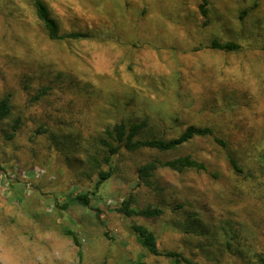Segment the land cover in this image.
Returning <instances> with one entry per match:
<instances>
[{
  "label": "rangeland",
  "instance_id": "374dc122",
  "mask_svg": "<svg viewBox=\"0 0 264 264\" xmlns=\"http://www.w3.org/2000/svg\"><path fill=\"white\" fill-rule=\"evenodd\" d=\"M44 1L61 31L92 37L50 40L29 0H0V97L11 93L22 120L9 140L0 130V264H169L132 224L199 264H264V0H207L205 15L203 0ZM212 38L240 47L211 48ZM143 118L165 137L209 126L225 146L196 136L167 151L121 149L95 189L103 130ZM183 155L206 170L138 175ZM83 192L88 205L70 202ZM129 195L163 213L115 211Z\"/></svg>",
  "mask_w": 264,
  "mask_h": 264
},
{
  "label": "trees",
  "instance_id": "16d2710c",
  "mask_svg": "<svg viewBox=\"0 0 264 264\" xmlns=\"http://www.w3.org/2000/svg\"><path fill=\"white\" fill-rule=\"evenodd\" d=\"M37 19L41 22L45 29L46 35L50 40H77L83 38H90L91 34L84 31H68L63 32L57 19L52 15L48 5L44 0H29ZM207 0H203L200 5L202 14H206ZM209 46L211 48L232 51L240 47L239 43L229 40H220L212 38ZM49 86H44L38 90L34 99H38L47 93ZM12 103L11 93H5L0 97V124L1 131L4 133V138L9 140L13 138L20 128L21 117L16 116L11 118ZM9 119L11 121H9ZM196 136H212L214 141L225 146V142L214 134V131L209 126H194L189 125L177 132L173 137H165L152 133L150 122L147 118H143L137 122L120 121L103 130V135L99 138L103 150L105 151L102 157V163L107 165V169H98L97 179L94 188L97 189L102 182L111 176L112 158L118 154L121 149L133 151L142 147L153 148L159 151H167L177 148L178 146L190 141ZM91 161L97 168L100 161L97 157H92ZM231 166L240 171L237 161L229 156ZM158 167H168L172 170L182 171L190 168L197 171L206 170V166L202 161L196 160L190 155L178 156L173 159L161 161L159 159L150 160L138 167V175L141 178L150 177ZM1 169V166H0ZM89 193H77L70 197L71 203H79L82 205L89 204ZM133 196L129 195L122 200L119 206L115 207V211L125 216H142L147 218H154L163 213V209L157 206H146L143 208H136L132 205ZM132 231L135 234L137 242L150 254L155 256H163L169 259V264H199L186 256L182 251L175 249H160L157 244L155 234L146 226L141 224H132ZM65 234L69 235L74 242L78 243V238L70 229H65ZM229 244V243H228ZM139 258V263L144 264ZM91 264H103V262H94Z\"/></svg>",
  "mask_w": 264,
  "mask_h": 264
}]
</instances>
